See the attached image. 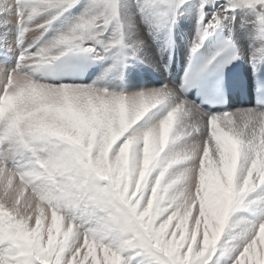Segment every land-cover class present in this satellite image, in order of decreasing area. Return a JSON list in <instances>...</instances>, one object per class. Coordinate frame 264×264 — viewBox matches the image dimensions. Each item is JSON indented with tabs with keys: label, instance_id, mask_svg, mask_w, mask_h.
Listing matches in <instances>:
<instances>
[{
	"label": "snow or ice",
	"instance_id": "snow-or-ice-1",
	"mask_svg": "<svg viewBox=\"0 0 264 264\" xmlns=\"http://www.w3.org/2000/svg\"><path fill=\"white\" fill-rule=\"evenodd\" d=\"M0 264H264V0H0Z\"/></svg>",
	"mask_w": 264,
	"mask_h": 264
},
{
	"label": "bare ground",
	"instance_id": "bare-ground-1",
	"mask_svg": "<svg viewBox=\"0 0 264 264\" xmlns=\"http://www.w3.org/2000/svg\"><path fill=\"white\" fill-rule=\"evenodd\" d=\"M183 28L186 30V31H191L193 28H194V23L193 22H186V23H184L183 24ZM182 58V60L184 61V63H185V60H184V57H183V50H181V53H180V55H178L177 56V58H180V57ZM246 63V62H245ZM246 65H247V63H246ZM248 66V65H247ZM176 67H171V70H172V72H171V76L172 77H175L177 80L179 79V77H178V75H177V73H176ZM158 81H153L152 80V82H159V81H165V80H167V78H168V76H169V74H168V72L167 71H165V70H163V69H161V71H159L158 72ZM151 79V78H150ZM236 106V107H250L251 105H248L247 103H245V104H243V105H241V104H239L237 101H233V103L230 105V106Z\"/></svg>",
	"mask_w": 264,
	"mask_h": 264
},
{
	"label": "rangeland",
	"instance_id": "rangeland-1",
	"mask_svg": "<svg viewBox=\"0 0 264 264\" xmlns=\"http://www.w3.org/2000/svg\"><path fill=\"white\" fill-rule=\"evenodd\" d=\"M234 106V105H233ZM234 107H236V106H234Z\"/></svg>",
	"mask_w": 264,
	"mask_h": 264
}]
</instances>
